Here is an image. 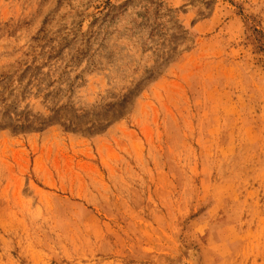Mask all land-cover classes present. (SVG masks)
Returning a JSON list of instances; mask_svg holds the SVG:
<instances>
[{"label":"rangeland","instance_id":"rangeland-1","mask_svg":"<svg viewBox=\"0 0 264 264\" xmlns=\"http://www.w3.org/2000/svg\"><path fill=\"white\" fill-rule=\"evenodd\" d=\"M245 23L264 0H0V264H264Z\"/></svg>","mask_w":264,"mask_h":264},{"label":"trees","instance_id":"trees-1","mask_svg":"<svg viewBox=\"0 0 264 264\" xmlns=\"http://www.w3.org/2000/svg\"><path fill=\"white\" fill-rule=\"evenodd\" d=\"M252 22H255V20ZM246 29L255 49L257 51L264 50V32L252 23H247Z\"/></svg>","mask_w":264,"mask_h":264}]
</instances>
